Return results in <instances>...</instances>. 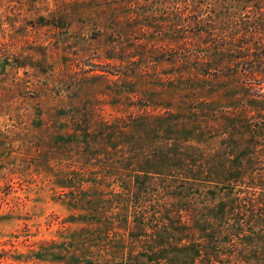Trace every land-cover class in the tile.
I'll use <instances>...</instances> for the list:
<instances>
[{
	"label": "rangeland",
	"instance_id": "1",
	"mask_svg": "<svg viewBox=\"0 0 264 264\" xmlns=\"http://www.w3.org/2000/svg\"><path fill=\"white\" fill-rule=\"evenodd\" d=\"M0 264H264V0H0Z\"/></svg>",
	"mask_w": 264,
	"mask_h": 264
}]
</instances>
